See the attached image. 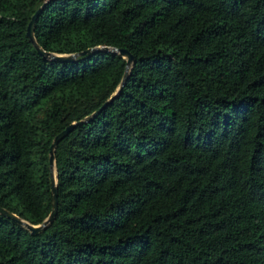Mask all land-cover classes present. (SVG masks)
<instances>
[{"label": "trees", "instance_id": "1", "mask_svg": "<svg viewBox=\"0 0 264 264\" xmlns=\"http://www.w3.org/2000/svg\"><path fill=\"white\" fill-rule=\"evenodd\" d=\"M0 0V207L53 210L50 151L127 61L45 60ZM46 52H130L56 150L58 214L0 215V264H264V0H54Z\"/></svg>", "mask_w": 264, "mask_h": 264}, {"label": "water", "instance_id": "2", "mask_svg": "<svg viewBox=\"0 0 264 264\" xmlns=\"http://www.w3.org/2000/svg\"><path fill=\"white\" fill-rule=\"evenodd\" d=\"M54 0H46L42 7L37 11V13L33 16L29 26H28V33L27 36L30 39V41L33 43V45L36 47L37 51L39 52L40 56L43 57L45 60L53 61V62H61V63H74L77 62L78 58L86 56V55H96L99 53H106V54H117L120 55L123 59L127 61V67H126V73L124 76V79L118 88L117 92L111 97L109 101L102 107V109L98 112H96L91 117H88L84 121H81L79 123H74L71 127H69L66 131H64L61 135H59L50 151V168H51V176H52V186H53V210L48 217V219L45 220V222L41 225H32L29 222L21 219L16 214L11 213L10 211L0 207V215L12 220L19 225L26 228L28 231H30L32 234H38L44 230H46L51 224L54 223L56 216L58 214V171L56 167V150L60 144V142L65 139L69 134H71L79 125L89 123L93 121L97 116L100 115V113L106 109L108 106L113 104L117 98L120 97L126 82L131 74L132 68L134 66L135 58L134 56L126 51V50H120L116 48H110V47H96L93 49H89L83 53L80 54H72V55H60L55 53H49L44 51L38 44L36 37H35V28L36 24L40 18V15L44 12L45 8L48 4L53 2Z\"/></svg>", "mask_w": 264, "mask_h": 264}]
</instances>
